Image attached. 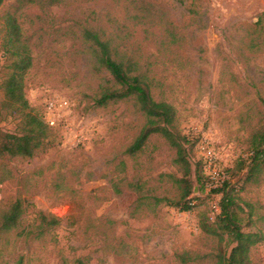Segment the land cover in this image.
Listing matches in <instances>:
<instances>
[{
  "label": "rangeland",
  "instance_id": "obj_1",
  "mask_svg": "<svg viewBox=\"0 0 264 264\" xmlns=\"http://www.w3.org/2000/svg\"><path fill=\"white\" fill-rule=\"evenodd\" d=\"M7 14L33 57L26 99L39 112L55 100L61 111L33 158L0 155V212L17 200L25 209L18 228H0V264H217L231 238L219 230L221 241L201 222L220 195L208 196L211 182L200 193L193 171L195 210L164 201L180 193L170 177L183 176L176 151L152 134L136 155L127 153L147 116L134 97L96 105L112 77L85 34L108 42L112 58L141 75L154 100L175 108L178 131L196 142L193 163L204 158L199 143L211 144L216 165L206 174L216 182L264 129V0H60L44 7L3 0L1 47ZM10 64L0 63V132L21 134L23 115L5 95ZM258 179L235 212L244 232L261 234L251 257L264 264V170ZM40 213L61 222L40 227Z\"/></svg>",
  "mask_w": 264,
  "mask_h": 264
},
{
  "label": "trees",
  "instance_id": "obj_2",
  "mask_svg": "<svg viewBox=\"0 0 264 264\" xmlns=\"http://www.w3.org/2000/svg\"><path fill=\"white\" fill-rule=\"evenodd\" d=\"M3 0H0V5ZM41 7L47 3L50 6L57 5L60 0H31ZM7 32L6 44L0 46L4 53L5 63L10 60V74L5 80V95L8 99L11 110L15 114H22L25 120V128L21 134L0 132V155L9 158H33L38 150L44 148L46 139L53 130L46 119L45 111H37L32 107L24 94V78L29 69L33 66V57L25 42L22 41L21 29L13 15L5 16ZM86 38L93 41L98 52V64L100 68L107 70L112 77V86H102L101 94L95 100L97 106H105L110 101L123 100L134 97L139 104V109L147 116V124L128 148L127 153L131 156L141 151L152 134H160L167 143L176 151L175 163L180 166L183 172L181 178L170 176L180 189L177 200L168 205L177 208L181 212H192L198 204L192 198L196 188L191 180L193 171L196 175V183L200 193H205L207 183L214 181L204 171V160L193 163L188 155L195 147V141L185 132L178 131L175 125V108L167 102H158L152 97L150 90L141 75L132 74L133 68L112 58L109 51V44L101 40L98 34L86 32ZM199 147V145H198ZM264 170V129L256 131L250 139L246 156L239 157L233 166L226 168L228 178L220 186L210 188L208 196L220 195L217 202L220 211H210L213 216L207 214L201 228L208 234H212L224 241L226 232L231 238L233 245L229 253L220 254L217 264H254L251 257V250L262 241L259 233L244 232L241 228L242 219L238 217L235 210L238 208L240 195L248 183H259L258 175ZM117 192H120L117 189ZM162 199L155 198L158 205ZM25 209L23 202L17 200L7 210L0 212L1 231L10 232L20 225L21 216ZM40 227L58 226L61 219L53 216L50 220L40 213ZM216 225V227H215ZM1 261V251H0ZM17 264H22L21 261Z\"/></svg>",
  "mask_w": 264,
  "mask_h": 264
},
{
  "label": "built area",
  "instance_id": "obj_3",
  "mask_svg": "<svg viewBox=\"0 0 264 264\" xmlns=\"http://www.w3.org/2000/svg\"><path fill=\"white\" fill-rule=\"evenodd\" d=\"M4 60V53L2 51H0V61ZM61 111V106H58V103H56V101H52L51 103H49L47 111H46V119L47 122L51 125L54 126L56 124L55 119H54V114L58 113ZM199 149L201 151V153L204 155L203 160H204V171L205 173H207L206 171L210 168H215L216 165V156H215V151L211 148V144L208 141H201L199 143ZM218 176L217 181L215 182V176H212L211 174V178L214 181V184L212 187H217L220 186L222 184V182L224 180H226L228 178L227 176V172L222 170L217 172L216 174ZM214 210L219 212V206L216 203V205H214Z\"/></svg>",
  "mask_w": 264,
  "mask_h": 264
}]
</instances>
